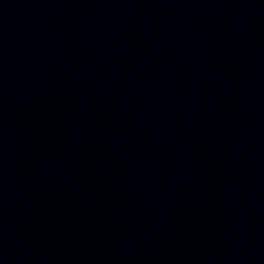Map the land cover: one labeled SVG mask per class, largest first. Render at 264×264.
Returning a JSON list of instances; mask_svg holds the SVG:
<instances>
[{
	"label": "water",
	"instance_id": "95a60500",
	"mask_svg": "<svg viewBox=\"0 0 264 264\" xmlns=\"http://www.w3.org/2000/svg\"><path fill=\"white\" fill-rule=\"evenodd\" d=\"M0 264H264V0H0Z\"/></svg>",
	"mask_w": 264,
	"mask_h": 264
}]
</instances>
